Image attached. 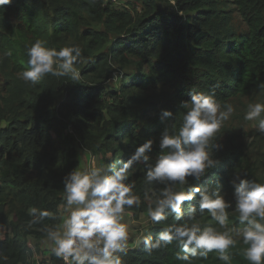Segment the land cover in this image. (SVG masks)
Instances as JSON below:
<instances>
[{
	"label": "trees",
	"instance_id": "1",
	"mask_svg": "<svg viewBox=\"0 0 264 264\" xmlns=\"http://www.w3.org/2000/svg\"><path fill=\"white\" fill-rule=\"evenodd\" d=\"M116 2L11 0L0 8V122H6L0 126V264H64L52 251H38V260L32 256L38 240L47 238L46 230L61 222L63 178L76 170L75 145L100 156L105 167L118 169L152 139L154 163L162 154L163 129L179 131L188 110L181 102L192 94L213 95L222 111L227 105L264 104V0H127L126 7ZM37 40L49 49L78 46L81 56L74 67L79 81L47 74L36 85L25 82L27 50ZM163 109L173 117H163ZM66 123L72 130L61 133ZM252 133L256 143L246 144L239 132L221 127L208 148L219 164L198 182L211 191L219 180L221 195L232 203L229 228L247 223L241 224L235 211L231 181L236 174L264 184L259 143L264 132ZM146 172L139 163L127 173L125 183L134 185L141 201L139 207H126L134 217L154 207L166 186L148 183ZM187 179L186 185H172L174 190L197 183ZM198 199L197 194L182 205L179 221L171 213L159 224L149 220L142 236L155 240L169 225L193 222L225 231L207 210L200 211ZM192 206L196 212L189 219ZM32 207L51 215L30 224ZM30 239L36 240L33 246ZM130 245L118 253L122 264H225L216 251L179 260L176 241L151 254L142 243ZM246 247L238 240L228 250L230 264H249L243 256Z\"/></svg>",
	"mask_w": 264,
	"mask_h": 264
},
{
	"label": "clouds",
	"instance_id": "2",
	"mask_svg": "<svg viewBox=\"0 0 264 264\" xmlns=\"http://www.w3.org/2000/svg\"><path fill=\"white\" fill-rule=\"evenodd\" d=\"M11 0H0V8ZM11 55V53H6ZM28 69L22 72L25 82L36 85L44 76H69L79 81L80 72L74 67L81 56L78 46L63 47L59 50L45 47V42L37 40L28 50ZM181 107L188 109L183 116L178 132L170 133L163 129L159 147L162 154L150 163L149 153L153 140L147 139L139 145L129 158L117 169L115 165L92 167L89 170H73L63 178L64 209L67 214L58 228H48L47 238L52 243V253L62 258L64 264H122L118 253H126L129 247V228L124 223L125 209L140 206V198L133 192L134 185L125 183L127 173L134 164L147 167L146 181L165 184L155 205L147 209L148 219L153 224L166 220L169 213L176 220L183 217L182 205L196 199L201 212L207 210L211 218L225 231L213 227L201 228L197 222L191 224L169 225L163 228L155 240L142 236L135 244L144 245L145 252L170 245L176 241L182 254L177 259L190 261L194 257H207L210 252L219 253V259L230 264L228 250L242 240L247 247L243 256L249 264H264V184L251 181L236 174L231 181L234 187L235 211L243 228L228 227V212L231 201L221 195L222 185L209 190L200 186L199 181L209 169L219 164L208 150L212 138L221 129L222 123L229 119L234 109L231 105L221 110L213 95L192 94L190 100L182 101ZM264 104H249L244 119L257 121V128L264 132ZM169 109L162 110L163 117H173ZM214 145V148H219ZM166 150V151H164ZM111 173V174H109ZM188 177L197 182L186 190H174V184H188ZM171 182V184H169ZM196 207L188 209L189 219H193ZM33 217L30 224L39 223L51 215L47 210L36 207L29 209Z\"/></svg>",
	"mask_w": 264,
	"mask_h": 264
},
{
	"label": "rangeland",
	"instance_id": "3",
	"mask_svg": "<svg viewBox=\"0 0 264 264\" xmlns=\"http://www.w3.org/2000/svg\"><path fill=\"white\" fill-rule=\"evenodd\" d=\"M127 0H117L116 5L120 6V7H126L129 6L127 3ZM234 22L236 23L235 18ZM234 111L231 114V116L229 117L228 120L224 121L222 123V126L224 128L225 132L228 131H233L236 133H240V136L242 138H244L245 143L246 144H250L251 141L253 143H256V141H253V133L254 131H259L257 128V121H248L244 119L245 113L248 109V105L246 107L241 106V105H237L235 108H233ZM262 116H264V114H262ZM6 125V122L1 121L0 122V126H4ZM71 125L70 123H66L65 126H61L60 127V131L61 133H64L65 131H71ZM54 133V132H53ZM55 135V133H54ZM262 145V155H263V159H264V138L260 139V142ZM78 149V161H77V166H76V170H81V171H86L91 169L92 167H105L103 164V161L101 159L100 156H92L90 155V153H88L86 150H84L82 147H80L79 145H75ZM251 148H253L252 144H251ZM86 158V159H85ZM264 162V160H263ZM64 205L61 206V223L59 224L58 227H60L63 223V218L65 215H67L64 211ZM124 223H126L128 225L129 228V246H131L130 244H135V241L137 239H141L142 234L145 232V229L147 227V224L149 222L148 216H147V212H140L138 214V216L134 217L133 213L130 209H125V215H124ZM3 229L4 226L0 225V237L3 234ZM30 239V243L33 246L34 242L32 241H36V240H32ZM39 243V248H35L34 252H33V258L38 260L37 257V252L38 251H42L45 253H49L52 249V243L51 241L48 240V238H43L40 241L38 240Z\"/></svg>",
	"mask_w": 264,
	"mask_h": 264
},
{
	"label": "crops",
	"instance_id": "4",
	"mask_svg": "<svg viewBox=\"0 0 264 264\" xmlns=\"http://www.w3.org/2000/svg\"><path fill=\"white\" fill-rule=\"evenodd\" d=\"M91 155V154H90ZM86 159V158H85ZM77 161H78V157H77ZM77 166V165H76ZM62 216V215H61ZM61 223V222H60Z\"/></svg>",
	"mask_w": 264,
	"mask_h": 264
},
{
	"label": "built area",
	"instance_id": "5",
	"mask_svg": "<svg viewBox=\"0 0 264 264\" xmlns=\"http://www.w3.org/2000/svg\"><path fill=\"white\" fill-rule=\"evenodd\" d=\"M64 262V261H63Z\"/></svg>",
	"mask_w": 264,
	"mask_h": 264
}]
</instances>
